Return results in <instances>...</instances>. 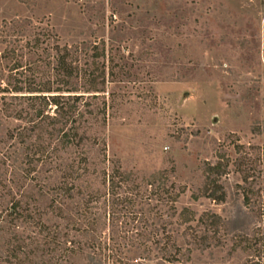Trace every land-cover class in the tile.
I'll return each mask as SVG.
<instances>
[{
  "label": "rangeland",
  "instance_id": "obj_1",
  "mask_svg": "<svg viewBox=\"0 0 264 264\" xmlns=\"http://www.w3.org/2000/svg\"><path fill=\"white\" fill-rule=\"evenodd\" d=\"M48 43L68 47L81 69L75 92L51 93L78 107L68 128L80 127L81 145L50 144L51 127L35 130V94L4 90L12 87L7 75L44 86L59 79L58 49L48 51ZM18 61L20 70L0 75V264H47L49 231L60 224L69 234L60 239L86 240L84 229L95 227L106 203L116 213L117 241L147 232L150 264L260 258L254 251L262 242L233 248L226 221L239 207L250 209L242 196L234 201L241 155L264 166V0H0V71ZM91 146L86 166L82 152ZM223 154L230 159L221 177L226 201L195 198L207 163ZM93 165L131 172L132 181L109 193ZM171 247L178 261H164Z\"/></svg>",
  "mask_w": 264,
  "mask_h": 264
},
{
  "label": "trees",
  "instance_id": "obj_2",
  "mask_svg": "<svg viewBox=\"0 0 264 264\" xmlns=\"http://www.w3.org/2000/svg\"><path fill=\"white\" fill-rule=\"evenodd\" d=\"M38 40L40 39L34 40L35 45H37ZM48 44L51 45L48 51H52V49H54V43ZM54 46L58 49L54 62L56 63V75L59 77V79L57 78L59 81L49 79L48 82H44V86L41 81L38 83L36 78L26 81L23 79H17L16 75L6 76V72L13 74L15 70L18 71L23 67L22 62L18 61V63L9 67V69L3 68L0 71L1 77L6 76L7 79H9V84H12V87H4V90H8L13 93L28 91L35 94L32 95L34 101H36V104L33 107L35 112L34 114L36 116L34 120L39 122V124L35 125V130L37 129V131L39 130L40 132L46 124L51 127V129L45 130L50 144H52L53 141H56V145L62 146V148L68 147L70 143L81 145L85 136L81 133L80 127L73 125L68 128L70 120L76 116L77 121V116H80L78 107L74 105H67L65 102L67 99L65 95H51L52 92H75L77 87H73L74 79L76 76L80 75L81 69L78 61L70 57V50L68 47L60 48L57 44ZM51 54L52 53L50 52L49 56ZM102 54H105V51L102 52ZM3 56L6 57L7 55L3 54L2 57ZM104 74L106 73L104 72ZM56 83L57 86L55 87ZM60 83L67 84V87L59 85ZM43 92H47L49 95H43ZM76 99H79V97H76ZM49 107L54 108L53 111H49ZM39 137L42 139L44 138L40 133ZM45 140L46 139H44V141ZM240 146L238 150L239 152H241ZM82 154L83 157H81V162H83L86 166L88 164H93L91 159L94 154L93 146H91V148L87 151H83ZM252 155V153L247 151L244 152L239 159L237 165L239 166L238 169L241 172L243 183L238 185L240 186L241 191H235L233 194L235 199L234 201H237L242 196L243 204L245 206H249L250 209L245 210L239 207L236 214L226 221V229L233 235V248L235 250L239 248L245 250L247 248H252L255 245L257 246L258 242H262L264 244V166L262 165V167H260L261 162L258 161L260 158H255V156L253 157ZM220 157L222 159L220 158L216 163H207L205 168L206 179L204 185L201 188V193H194L195 198H198L199 195L202 194L218 202L226 201L228 192L225 190L221 177L228 173L230 159L224 154L220 155ZM223 159L226 160L222 161ZM93 167V173H96L95 177L97 179L102 178L101 176L103 172L105 176L104 182L107 183L109 187V193H112L113 187L117 186L119 183L132 181L131 172L126 170H113L110 174H107L106 171L100 170L97 166L93 165ZM152 181V178L149 179V185L154 184ZM258 185L259 188H262V190L259 191L256 189ZM135 188H139L138 185H135ZM72 189L68 188L69 191L67 192L71 194ZM60 190V192L65 193L64 187H60ZM256 194H261L260 199L262 200L255 199ZM106 204L109 205V210H105L97 217H95L94 213L95 227H92L90 231L86 228L84 229V236H91L86 240L75 238V240L72 239L64 241L60 239V237L65 236V234L69 236L67 231L66 233H64L65 231L63 232L64 227L61 228L60 224H56L55 227H53L54 229L49 231V234L52 235V242L49 243L50 249L47 264H150L151 258L148 256V244L150 238L148 237L147 232L141 231L135 235V233L131 231V236L133 237L135 235V239L138 240L132 241L129 238V240L127 239V241L124 242L117 241L118 239H116V237H119L120 230L114 222L117 218L116 213L113 212V203ZM254 206H257L255 212L258 213V224L255 223V217L252 214ZM18 207V204L15 206L13 205L11 208L12 212H17ZM141 210H144L143 206L141 207ZM78 211L81 212L83 217H89V215H86L85 212H82L84 210L81 206H78L77 212ZM60 212L62 216L65 213L67 214L68 210H63L61 208ZM42 226L44 228L46 227L45 224ZM126 232L128 233L129 231ZM123 237L126 238L127 236L124 235ZM174 247H176L177 252H179V248L176 244L173 245V248ZM173 248L171 247L166 254L163 255L164 261L175 262L179 260L176 253H173ZM254 252H257L256 254L257 256H260V258L264 257V249H262L261 245L260 249L257 247ZM260 258L254 261V264H264V261L260 260ZM158 261L159 262L157 264L163 263L162 260Z\"/></svg>",
  "mask_w": 264,
  "mask_h": 264
}]
</instances>
